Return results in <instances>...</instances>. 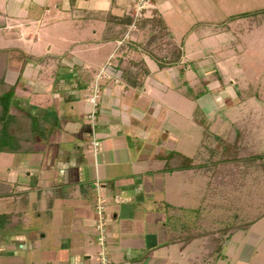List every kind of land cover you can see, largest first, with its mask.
<instances>
[{
	"label": "crops",
	"instance_id": "crops-1",
	"mask_svg": "<svg viewBox=\"0 0 264 264\" xmlns=\"http://www.w3.org/2000/svg\"><path fill=\"white\" fill-rule=\"evenodd\" d=\"M18 1L20 10L7 14L8 29L25 26L19 37L34 43L13 36L9 41L21 45L6 48L36 59L11 67L8 57L5 80L16 86L10 111L33 114L43 126L31 151L0 153V179L12 188L0 197V264H97L98 192L111 264H208L211 257L210 264H264L256 237L248 238L252 226L240 231L243 244L231 242L238 230L217 258L202 236L190 239L189 225L176 214L185 206L160 197L184 170L153 168L170 134L152 117H167L172 85L168 69L158 67L169 65L159 46L141 43L150 29L139 26L136 43L126 41L134 1L46 0L38 17L27 11L34 0ZM190 1L197 0H154L148 12L161 15L173 35L167 18ZM160 97L163 103L154 102ZM156 103L161 116L150 111Z\"/></svg>",
	"mask_w": 264,
	"mask_h": 264
},
{
	"label": "rangeland",
	"instance_id": "rangeland-1",
	"mask_svg": "<svg viewBox=\"0 0 264 264\" xmlns=\"http://www.w3.org/2000/svg\"><path fill=\"white\" fill-rule=\"evenodd\" d=\"M45 1L34 0L28 13L32 17L40 16L43 9L38 4H45ZM20 6L18 0H0V49L7 51L11 67L12 64L20 67L21 61L27 66L31 58L22 50L6 48L13 43L20 46V42L11 43L9 40L26 31L25 26L8 29V12L19 11ZM187 6L183 13L167 18L174 33L172 36L161 38L158 34L152 33L151 36L150 32H146L141 38L143 48L147 49L151 43L159 46L157 53L160 58L165 55L170 58L174 46H179L182 52L179 64L158 65L160 70L162 66L168 69L166 75L172 86L165 93L171 108L166 112V118L154 115L152 118L156 119L158 127L169 131L170 140L167 147L154 157L161 161L159 157L170 154L168 150H175L191 158L193 167L178 172L168 190H160V197L185 206L182 212L177 210L176 214L182 213L192 236L201 233L203 241L210 244L208 250L217 249V258H221L218 250L221 244L230 239L229 230L221 232L224 228L263 216L252 225L248 238L251 235L256 237L254 245L258 250L262 249L259 255L264 256V248H261L264 247V166L240 159L253 154L264 155V23L256 27L254 22L250 28L255 15L259 18L262 14L264 22V0H197L187 2ZM146 15L152 16L148 11ZM137 22L135 29L129 30L132 22L129 24L126 41L136 43L132 38L139 28ZM140 28L149 30L152 26L146 23ZM19 38L22 42L29 40ZM30 42L34 43L33 40ZM160 81L163 85L162 79ZM203 81L207 82L208 93L197 100L182 94ZM98 84L100 87L101 83ZM156 101L163 103L161 97L155 98ZM159 105L156 103L150 111L160 112L161 116L162 106ZM197 105L206 114L207 128L194 121ZM240 132L244 138L239 143V158L228 164L231 167L230 177L234 173L232 168L236 177L229 180L228 174L221 181L215 172L220 165L214 162L222 158L225 151L218 148V137L233 144ZM158 161H154L153 168L162 171ZM238 230V233L235 232L237 238L231 242L241 245L244 243L243 237L240 238L243 229ZM231 242L229 245H233ZM213 258H208L207 262L211 263Z\"/></svg>",
	"mask_w": 264,
	"mask_h": 264
},
{
	"label": "trees",
	"instance_id": "trees-1",
	"mask_svg": "<svg viewBox=\"0 0 264 264\" xmlns=\"http://www.w3.org/2000/svg\"><path fill=\"white\" fill-rule=\"evenodd\" d=\"M256 19L253 22H250V28H252V23L255 22L256 27H260L264 22L262 14L259 18L258 15L254 16ZM141 19L138 20V26H143L144 24H150L152 29H150V35H160L161 38L172 36V34L167 30L166 24L157 12H153L152 16L147 17L146 15L140 17ZM132 22L129 20V24ZM162 32V34H160ZM163 36V37H162ZM175 48L171 50L170 58L167 55L164 56L165 59L169 63L179 64L180 58L182 56V52L179 46H174ZM35 58V57H34ZM31 57L30 59H34ZM36 59V58H35ZM7 62H8V54L5 49H0V153L2 152H27L33 149L34 141L36 139V133L39 129L43 126V122L37 116L26 113V114H16L10 111V106L12 104V99L16 90V86L12 85L5 80V73L7 70ZM180 69H183L182 67ZM143 71L148 72V68L145 67ZM183 73V71H182ZM184 74V73H183ZM129 83L131 85H137L135 80H130ZM208 93L207 82L203 81L200 85L196 87H191L190 89L184 91L182 94L185 95L187 98L191 100H197L201 96ZM194 121L204 127L207 128L209 126L208 119L206 117L205 112L201 109L200 106H196L194 109ZM244 135L242 132L236 135L233 144L229 143L227 140L223 139L222 137H218V148L225 151V154L222 158H219L216 163L220 165V169H216V177L219 180H223L224 176H227L229 180L234 179L235 176V169H233L234 173L232 172L230 177V166L228 165L232 160H237L239 157L238 154V147L241 140H243ZM170 154H167L162 158L159 157L160 160H164V164L162 167V171L164 172H173L179 170H186L193 167L191 158H187L182 153L177 151L168 150ZM244 158L247 162H252L253 164L256 163L257 165L264 166V155L260 154H253L249 156L240 157ZM190 162V163H189ZM213 163V164H214ZM223 178V179H222ZM11 186L5 180L0 179V197H6L11 193ZM264 215V213L262 214ZM263 216H258L252 221H247L241 224L234 225L230 228H224L221 232H225L227 230L230 231L229 236L233 235L238 229L247 230L249 229L252 224H254L258 219ZM200 232L197 234H190V239H193L196 236H200ZM210 239V238H209ZM213 239V238H212ZM207 244L206 246H209ZM222 246V244H221ZM218 249L220 251L221 249ZM212 253L217 251L211 249Z\"/></svg>",
	"mask_w": 264,
	"mask_h": 264
},
{
	"label": "built area",
	"instance_id": "built-area-1",
	"mask_svg": "<svg viewBox=\"0 0 264 264\" xmlns=\"http://www.w3.org/2000/svg\"><path fill=\"white\" fill-rule=\"evenodd\" d=\"M134 1V11L132 13L133 20L130 24L131 29H135L136 22L138 18L146 15L147 11L154 8V0H133ZM99 81H96L94 84V95L92 97V102L95 105V100L97 97V94L99 92ZM95 110H92L90 113V119L94 121L95 118ZM94 146L96 147L98 145V141H94ZM99 183H97V188L99 190ZM96 210H97V245H98V263L97 264H111L109 256H108V247H107V230H106V223H105V217H104V211H105V204L103 197L100 195V192H98L97 196V204H96Z\"/></svg>",
	"mask_w": 264,
	"mask_h": 264
}]
</instances>
